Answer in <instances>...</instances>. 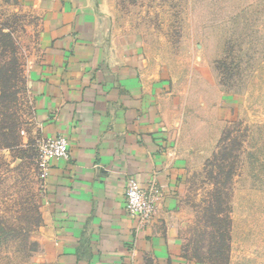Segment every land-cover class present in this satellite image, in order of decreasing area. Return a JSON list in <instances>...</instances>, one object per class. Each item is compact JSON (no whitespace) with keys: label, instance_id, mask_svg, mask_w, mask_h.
<instances>
[{"label":"rangeland","instance_id":"rangeland-1","mask_svg":"<svg viewBox=\"0 0 264 264\" xmlns=\"http://www.w3.org/2000/svg\"><path fill=\"white\" fill-rule=\"evenodd\" d=\"M105 40L133 45L169 84L167 118L188 160L186 256L264 264V0H92ZM38 14L0 7V264H41L42 139L29 70Z\"/></svg>","mask_w":264,"mask_h":264},{"label":"crops","instance_id":"crops-1","mask_svg":"<svg viewBox=\"0 0 264 264\" xmlns=\"http://www.w3.org/2000/svg\"><path fill=\"white\" fill-rule=\"evenodd\" d=\"M12 1L40 20L29 82L42 138L66 137L71 153L50 160L40 190L41 264H196L184 250L188 160L166 115L168 82L135 46L103 38L92 0ZM131 176L160 193L143 227L125 208Z\"/></svg>","mask_w":264,"mask_h":264},{"label":"built area","instance_id":"built-area-1","mask_svg":"<svg viewBox=\"0 0 264 264\" xmlns=\"http://www.w3.org/2000/svg\"><path fill=\"white\" fill-rule=\"evenodd\" d=\"M69 142L64 136L42 138L38 150L40 187L43 190L49 176L50 160L69 159ZM160 193L154 184L144 187L136 178L129 177L125 190V208L131 217L138 219L140 226H146L155 219Z\"/></svg>","mask_w":264,"mask_h":264}]
</instances>
